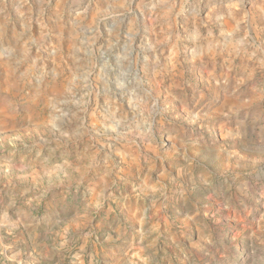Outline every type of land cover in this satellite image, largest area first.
<instances>
[{
	"label": "rangeland",
	"instance_id": "obj_1",
	"mask_svg": "<svg viewBox=\"0 0 264 264\" xmlns=\"http://www.w3.org/2000/svg\"><path fill=\"white\" fill-rule=\"evenodd\" d=\"M0 264H264V0H0Z\"/></svg>",
	"mask_w": 264,
	"mask_h": 264
}]
</instances>
